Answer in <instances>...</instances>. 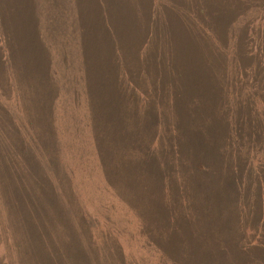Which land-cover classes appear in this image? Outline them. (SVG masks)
<instances>
[{
	"label": "rangeland",
	"instance_id": "obj_1",
	"mask_svg": "<svg viewBox=\"0 0 264 264\" xmlns=\"http://www.w3.org/2000/svg\"><path fill=\"white\" fill-rule=\"evenodd\" d=\"M10 2L0 0V28L11 25L7 7L14 9ZM98 2H101L103 9L85 5L83 9L69 1L43 8L47 18V21L42 20L43 35L39 26L35 32L32 30L37 50L48 52L46 47L51 44L50 55L71 60L66 79L74 86L83 88L85 95L91 99L92 93L99 90L103 77L105 84L102 87L105 90L117 87L127 90L129 86L125 80L129 74L140 76L139 87L144 84L147 89L154 87L155 90L156 86L150 87L149 81L142 77L146 73L152 72L153 76L160 73L166 76L165 81L171 83L160 89L164 94L176 96L175 100L184 105L186 114H189L187 105L192 109L195 105L209 102L211 91L233 93L236 89L230 86L232 78L240 76L238 86H241L243 81L249 82L255 77L261 55L257 54L258 47L262 42L264 45V7L255 12L241 7L237 0H234L230 9L215 3L213 25L205 32L189 17L183 16L178 22L179 8L183 9L180 16L188 12L184 13V7H179L174 0L165 4L160 12L158 7L154 13L155 19H149L148 11L141 7L131 14L132 5L129 0H121V6L115 4L111 8L106 6L104 0ZM188 7L192 5H186L185 10ZM17 13L16 17H22L23 20L22 12ZM98 15H104L101 21L96 19ZM245 18L250 23H245ZM20 32L24 33L23 30ZM244 32L249 35L248 38ZM65 33L70 46L63 51L53 39L54 35L63 36ZM165 34L169 37H165ZM41 35L42 40L38 39ZM17 36L10 35L15 42L10 43L8 48H0L1 58L6 56L14 60L22 55L23 45L17 44ZM2 39L3 33H0ZM162 40L170 42L165 49L160 47ZM222 41L226 44V50L214 51ZM4 42L2 40L1 43ZM139 42H143L141 50L146 54L143 58H140L142 54L132 50ZM233 46L239 47L235 51L236 55L230 51ZM218 55H226L229 61L217 62L215 56ZM89 61H92L93 75L84 71L90 69L87 67L91 63ZM63 62L61 67L65 68ZM61 67L58 68L60 73L63 72ZM172 68L180 71L183 80L177 72L172 74L173 80L170 81ZM258 70L260 68L256 76ZM86 81L93 83L90 89L84 88ZM253 88L254 94H258V88ZM201 90L205 92V97ZM59 98L63 103L55 105L58 106L55 108H59L62 117L56 122L58 129L53 136L57 152L55 158L54 152L51 157L55 160L57 172L53 176L52 185L61 188L80 186L82 189L75 204L76 212L71 211L73 221L79 222L81 226L63 233L65 261L70 257L66 244L74 242L82 253L81 257H76L77 264H264V211L260 210L258 194V187L264 188V178H259V174L263 175L260 172L264 170V160L261 158L263 150H260L264 145V137L257 135L259 117L255 119L261 103L254 102L248 106L240 102L234 109L240 117L247 115L245 122L234 119V125L242 134H246L245 138L251 137L245 140V147L252 145L250 151L244 149L241 135L233 137L232 134L221 133L208 138V144L213 150L220 149L223 165L228 164L232 156L236 161L235 176L240 188L229 196L235 199L238 195L239 201L248 202L254 210L252 214L242 210L227 216L226 213L234 205L223 199L217 208L230 219V224L223 230L221 238L218 236V225L212 221L225 222V218L196 210L201 203L211 207L219 197L212 196L204 203H199L191 194L197 188L191 187L192 190L188 192L181 189L184 196L172 197L174 200H152L155 188H164L163 183L174 184L170 193L179 190L174 186L189 182L188 169L198 164V159L192 154L183 157L178 153L165 154L160 149L162 144L166 147L172 143V138L167 134L168 129L163 130V127L170 126V122L176 119L173 121L171 118L169 122L161 118L159 121L155 114L153 124L147 130L146 151L136 153L133 147L138 145V141L131 127L142 123V127L147 128L143 121L150 118L148 114L139 115L140 103L119 105L118 109H122V112L116 116L107 99L104 102L93 100L82 106L72 93ZM231 99L234 97L229 96ZM26 103L31 104L32 99L26 98ZM142 103L141 107L147 108ZM17 114L15 117H21L23 121L24 115L18 111ZM100 119L105 120L104 132L108 134L111 147L108 150L113 151V158L108 156L106 164L100 163L98 154V150H102L99 144L103 131ZM242 129L245 130L242 132ZM127 130L128 133H123ZM207 156L205 151V159ZM103 169H111L113 174L108 183H104L101 176ZM163 169L166 170L164 175ZM249 170H254L255 175L250 176ZM209 185L210 191L217 192L220 188L216 182ZM46 211H52V208ZM40 219L48 223V217ZM61 220L60 226L64 228V212H61ZM15 222L14 216H5L4 220L0 214V240L8 241H0V264L3 255L10 256L18 249L20 234L15 232ZM250 224L258 228L250 229ZM238 225L241 227L239 231ZM218 250L225 253V259L211 260L210 252L215 257Z\"/></svg>",
	"mask_w": 264,
	"mask_h": 264
},
{
	"label": "trees",
	"instance_id": "obj_2",
	"mask_svg": "<svg viewBox=\"0 0 264 264\" xmlns=\"http://www.w3.org/2000/svg\"><path fill=\"white\" fill-rule=\"evenodd\" d=\"M64 1L74 3L83 9L84 5L90 8L103 9L101 2H98V0H91L89 2L88 0H11L9 4L14 10L7 7L9 9L7 12L11 14H8L9 18H11V25L6 28H0V33H3L2 40H5L3 44L1 43L2 40H0V48H8L10 43H14L15 40L10 35L16 36V34L18 35L16 38L19 39L17 44L23 45L22 55L14 60L6 56L5 58L4 56L2 58L0 56V214L4 220L5 216H14L15 224H17L15 232H19L20 234L18 249L10 256L3 255L2 264H66L67 262H69L68 264H77L76 257L82 256L79 248H77L78 246L74 242H68L66 245L70 257L68 261L63 259V255L66 252L63 233L71 228L81 226L79 222L73 221L71 211L76 212L75 204L78 202L79 193L82 189L80 186L75 188L67 186L61 188L59 185H52L53 176L57 172L55 160L51 157L54 152L55 158L57 152L53 136L58 129L56 122L58 118L62 117L59 108H55L58 106L55 105L63 103L62 99L59 98L61 95L65 97V95L70 93L74 94L75 99L79 100L82 106L83 104L87 105L93 100L104 102L107 99L108 105L113 109L116 116L122 112V109H118L119 105L124 106L127 103L141 104L143 102L142 104L147 108L143 109L139 104L141 109L139 115L148 114L147 116L150 118L143 121V123L145 122L147 124V128L142 127V123L139 126L131 127L132 134L138 141V145L133 147L136 153H145L146 151L145 140L147 139V130L153 124L154 116L158 115L159 121H161V118H166L169 122L171 118L173 121L176 119L174 122H170V126L163 127V130L168 129L169 132L167 134L169 138H172V143L166 147L162 144L160 149L166 152L165 154L178 153L183 157L186 154H192L198 159V164L188 169L190 176L189 182L179 183L174 186L176 189H179L175 191L177 193H170L173 191L170 189L174 184L163 183L162 186L164 188L160 186L156 187L152 198L154 202L174 200L172 197H182L184 193L180 190L183 189L188 192L192 190L191 187L197 188V191L191 194L199 203H204V201H207L212 196L219 197L217 202H214L211 207L201 203V206L196 210L212 213L217 218H225V222L223 220L212 221L218 225V236L220 237L223 234V230L230 224L228 215L238 214L242 210H247L252 214L254 210L247 204L248 202L239 201L238 195L235 199L229 196L234 190L240 188L236 182L237 164L235 159L231 155L232 157H230L228 164L223 165L220 149L213 150L208 144V138L211 135L221 133H229L233 137L241 135L243 137L241 140L244 144V149H247V151L251 150V144L245 147V140L251 137L245 138L244 136L246 134H242L234 125L236 123L234 119H242V122H245V118L247 117L245 114L243 117H240L234 112L236 105L240 102L248 106L254 102L261 103L255 113V119L258 117L261 118L260 120L259 118L257 119L258 124L256 127L260 128L256 133L259 137H264L263 42L260 43L258 47L259 51L257 52V54H261L256 67L257 69L260 68V71L258 70L256 76V69L254 79L249 82L243 81L242 85L238 86V78L240 76L232 78L230 86L236 89L233 90V93L211 91L209 102L195 105L191 107L192 109L187 105L189 114H186L184 105L179 104L175 100L176 96L164 94L160 89L162 86L166 88V86L171 84L165 81L166 76L160 73L156 76H153L152 72L146 73L142 77L149 81L150 87L156 86L155 90L154 87L147 89L144 84L139 87L138 81L140 76L132 74L127 75V79L125 80L129 86L127 90H124L123 87L105 90L102 87L105 84V77H103V82L99 85V90L97 93H92L93 97L91 99L85 95L83 88L74 86L66 79L68 70H70L71 60L58 55H50L49 48L51 44L46 47L48 52L37 50L36 42L32 37L33 31L35 32L38 26L41 28L43 35L44 28L42 20L47 21V18L42 9ZM104 1L108 8L113 7L115 4L121 6V0ZM171 1L129 0V3L132 5L131 14L136 13V9L141 7L146 12L148 11L149 19H155L154 13L156 9L159 7L160 12L165 4ZM174 1H176L175 4H179V7H184V13L188 12L187 15L183 14L180 16L183 9L179 8V14L177 16L178 22L181 21L183 16L189 17L201 26L200 29L204 28L205 32H208L213 25L215 18L213 9L215 3L228 9L234 3V0ZM237 2L241 7L244 6L255 12L261 11L262 7H264V0H237ZM157 4H160V6H157ZM186 5H192V7H188L185 10ZM17 11L22 12L23 20L22 17H16L18 14ZM103 16L98 15L96 19L101 21ZM244 22L250 23L247 18H245ZM262 25L264 27V21ZM20 30L24 31V35ZM244 34L247 38L249 37L247 33L244 32ZM42 35L38 39L42 40ZM54 37L53 42L55 40L56 43H59L58 46L60 49L62 48L63 51H66L69 48L70 42L67 40L66 33L63 36L54 35ZM165 37L168 38L169 35L165 34ZM142 43L139 42L132 48V50L143 55L140 58L146 55L141 50ZM169 44V41L162 40L160 47L161 49H165ZM225 45V42L222 41L217 49H212L220 52L226 50ZM238 48L233 46V49H228L231 52H235ZM153 49L154 47L151 48V50ZM234 54L236 55V52ZM215 57L217 62L225 63L229 61L226 55H218ZM62 61L66 64L65 68L61 67ZM89 62L91 63L87 67H90V69L84 71L86 74L92 73L93 75L92 61ZM166 65L168 67L170 66L169 64ZM60 67L63 69L61 73L58 70ZM177 72L180 73V71L172 68L170 70L171 74L169 73L170 77L172 78V74ZM179 76L183 80L181 73ZM255 84L256 86H253ZM92 85V82L86 81L84 88L90 89ZM63 86H68V88H63ZM253 87L258 88V94H254L252 91L254 89ZM201 92L203 97H205V92L202 90ZM229 96L234 97V99L229 100ZM29 97L32 99L31 104L26 103V98ZM17 111L21 115H24L23 121L20 120L21 117H15L18 115ZM99 123L102 125L103 131H101L102 135L99 138V144L102 150H98V154L100 163L106 164L109 158H113V151L109 152L108 150L111 147L108 134L104 132L106 130L104 126L105 120L100 119ZM243 130L245 129H242V132ZM128 131L123 133H128ZM115 150L117 151V149ZM260 150H263L261 158L264 160V145ZM205 151L208 153L207 159H205ZM209 159L213 162L212 167ZM101 171L104 183H108L113 176L111 169H103ZM165 171L163 169V175ZM255 173L254 170H249L250 176L255 175ZM260 173H263V175L259 174V178H264V170ZM145 181H148V179H145ZM213 182L220 185L217 192L210 191L209 184ZM238 193H240V190ZM258 194L259 201H261L260 210L264 211L263 187H258ZM140 196L142 197V192ZM223 199L227 203L234 205V208L226 213L227 216L222 215V210L217 208ZM49 206L52 208V211H46L50 208ZM213 206L214 208H212ZM61 212L65 214L66 223L72 226L68 227L66 223L64 228L60 226L62 223ZM42 217H48V223L42 221L40 219ZM257 228L250 224V229ZM237 230H241L240 225H238ZM2 240L7 241V239ZM217 243L220 244V242ZM27 252H30V254ZM210 254L209 257L211 260L221 261L225 259V253H220L219 250L215 257Z\"/></svg>",
	"mask_w": 264,
	"mask_h": 264
}]
</instances>
